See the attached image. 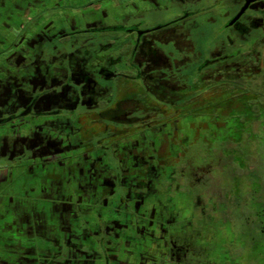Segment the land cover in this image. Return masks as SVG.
<instances>
[{
  "label": "flooded vegetation",
  "instance_id": "1",
  "mask_svg": "<svg viewBox=\"0 0 264 264\" xmlns=\"http://www.w3.org/2000/svg\"><path fill=\"white\" fill-rule=\"evenodd\" d=\"M43 1L0 0L4 19L14 9L36 16L9 42L18 52L0 49L14 68L0 63V187L14 180V164L34 178L26 196H0V264H211L208 212L219 196L210 168L192 165L177 182L185 172L175 167L196 143L222 142L188 129L204 119L197 108L243 75L256 82L264 67V0H151L149 11L180 12L152 27L139 25L142 3L129 12L125 2L120 16L90 7L76 26L50 35L56 19ZM218 3H237L231 33L196 61L195 15ZM13 28L0 20L2 34ZM240 40L246 47L234 50ZM57 54L67 66L49 74L45 62Z\"/></svg>",
  "mask_w": 264,
  "mask_h": 264
},
{
  "label": "rangeland",
  "instance_id": "2",
  "mask_svg": "<svg viewBox=\"0 0 264 264\" xmlns=\"http://www.w3.org/2000/svg\"><path fill=\"white\" fill-rule=\"evenodd\" d=\"M43 2L46 7L52 8V17L56 19L54 20L56 27L48 28V35L58 28L68 31L69 28L76 26V19L80 16L83 17L90 7L103 6L106 10L115 11V16H120L118 10L125 2L129 12L132 6L136 8L134 4L142 3V9L139 10V14L142 13V24L139 25L145 27L156 26L173 19L180 13L179 10L173 8L149 11L151 0H44ZM154 2L161 3L160 0H153ZM196 6L198 5L192 7L196 8ZM236 7L237 3H234L229 9L235 10ZM145 9L147 12L144 14ZM229 9L224 3H218L212 12L201 11L195 15L196 27L190 31L191 36L196 39V44L200 47L198 49H200L201 55H197L196 61L206 57L209 48L214 47L215 43L222 42L230 35L229 28L225 27L228 12H231ZM208 15L212 18L208 19ZM6 16L7 12L0 11V20L7 21L12 27L16 26V31L13 28L12 34L8 35H4L0 31V49L8 51L10 48L12 53L18 52L19 46L16 48L8 44L16 38L17 32L28 28V22L30 19L35 20L36 16L31 11L22 16L17 9L9 13V19H4ZM49 16L50 14H47L46 17ZM135 22L136 20L130 19L126 26L135 27ZM123 35L124 33L120 31L117 34L119 37H123ZM25 38L26 36L23 35L18 40L23 41ZM58 42L59 39L56 43ZM246 43L244 40L238 41L234 50L236 48L244 49ZM21 45L24 46V43ZM155 45L161 47L162 44L155 43ZM162 47L172 49V46L168 44H163ZM230 47L226 49L230 50ZM28 53L32 56L38 52L36 48L30 46ZM52 54L55 55L54 53L49 55L52 56ZM0 63H2L1 58ZM45 64L49 74H54L56 68L60 66L66 68V55L57 54L55 57H50ZM3 66L7 68V71L14 72V68L9 62ZM250 81L255 83L253 85L255 96L245 95L242 97L239 94L237 97L230 98L229 94L225 92L212 93L209 100L206 101L207 104L197 108V112L204 119L195 120L191 122L192 126H187L188 129L190 127L197 129L195 136L197 139L202 135L210 138L209 140L220 139L224 135L230 134L239 152L230 155L226 150H223L224 143L219 144L214 140L209 141L207 148H205V143L199 142L196 143V146L194 145L195 147L185 149L181 164L175 167L177 170L179 167H184L185 172L184 177H180L177 171V182H183L187 178L192 165L204 166L207 161L210 168V190L216 191L219 196L217 201L215 198V201H210L211 206L208 212L210 215L208 221L212 224L211 230L216 237L215 240L212 239L210 246L208 245L211 264H264V67L256 74V82L251 76L243 75L240 84L248 87ZM197 92H201V90L197 89ZM219 102L222 103L217 104ZM243 102L249 104V108L244 106ZM237 117L240 118V122H236ZM87 118H92V115ZM203 120L201 128H197L196 124ZM181 123L182 121H180ZM114 124L116 125V123ZM205 153L207 158H204ZM219 157H222V160ZM12 168L14 180L0 187V196H7L5 194L26 196L28 190L31 191L34 187V178L24 170V167H17L14 164Z\"/></svg>",
  "mask_w": 264,
  "mask_h": 264
},
{
  "label": "trees",
  "instance_id": "3",
  "mask_svg": "<svg viewBox=\"0 0 264 264\" xmlns=\"http://www.w3.org/2000/svg\"><path fill=\"white\" fill-rule=\"evenodd\" d=\"M237 78H238V76H233L231 78L228 77V78H224L222 80L223 81H231V80L235 81V80H237ZM253 85L254 84L252 83V81H250V85L248 87L247 86L244 87V85H241L240 82H237V84L234 83V85L231 84V85H228L226 88L220 89L221 90L220 92L228 93L230 98L237 97V96H239V94L242 97L245 96V95H247V96H250V95L253 96L254 95L255 96L256 95V93L254 91L255 87ZM221 103L222 102H219L217 104H221ZM243 103H244V106L249 108V104H247L246 102H243ZM214 104H216V103H214ZM236 122H240V118L239 117H237ZM216 139H219V138H216ZM219 140L222 141L221 143L224 142V144H226L230 148L231 147H235V145H236L235 141L233 139H231V135L230 134L224 135V137L220 138ZM228 153H230L232 155L235 154L234 152H228Z\"/></svg>",
  "mask_w": 264,
  "mask_h": 264
},
{
  "label": "crops",
  "instance_id": "4",
  "mask_svg": "<svg viewBox=\"0 0 264 264\" xmlns=\"http://www.w3.org/2000/svg\"><path fill=\"white\" fill-rule=\"evenodd\" d=\"M1 218V217H0ZM13 230V227H9V231L11 232ZM12 248H13V239L12 236L10 235V237L8 238V249L10 250L9 253H7V257H11L12 256ZM4 253H3V239L0 236V262L1 260L4 259Z\"/></svg>",
  "mask_w": 264,
  "mask_h": 264
},
{
  "label": "water",
  "instance_id": "5",
  "mask_svg": "<svg viewBox=\"0 0 264 264\" xmlns=\"http://www.w3.org/2000/svg\"><path fill=\"white\" fill-rule=\"evenodd\" d=\"M243 9H244V7H242V9L239 11V13L237 14V16L242 12ZM237 16H236V17H237ZM236 17H235V18H236Z\"/></svg>",
  "mask_w": 264,
  "mask_h": 264
}]
</instances>
